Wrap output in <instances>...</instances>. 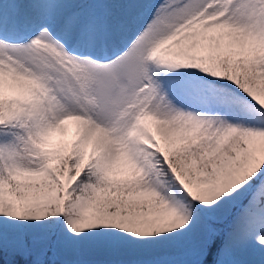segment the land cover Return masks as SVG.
Wrapping results in <instances>:
<instances>
[{"label": "snow or ice", "instance_id": "snow-or-ice-1", "mask_svg": "<svg viewBox=\"0 0 264 264\" xmlns=\"http://www.w3.org/2000/svg\"><path fill=\"white\" fill-rule=\"evenodd\" d=\"M0 264H264V0H0Z\"/></svg>", "mask_w": 264, "mask_h": 264}]
</instances>
